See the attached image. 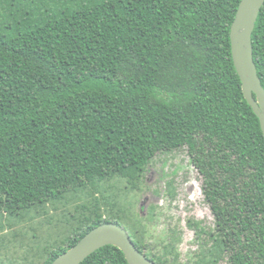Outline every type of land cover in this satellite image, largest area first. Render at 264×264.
Here are the masks:
<instances>
[{"label": "trees", "instance_id": "16d2710c", "mask_svg": "<svg viewBox=\"0 0 264 264\" xmlns=\"http://www.w3.org/2000/svg\"><path fill=\"white\" fill-rule=\"evenodd\" d=\"M242 0H92L0 29V214L116 177L132 188L186 147L215 227L201 264H264V135L234 65ZM264 88V7L253 33ZM95 219L44 264L103 224ZM137 249L147 246L132 232ZM82 264H128L106 246Z\"/></svg>", "mask_w": 264, "mask_h": 264}, {"label": "rangeland", "instance_id": "374dc122", "mask_svg": "<svg viewBox=\"0 0 264 264\" xmlns=\"http://www.w3.org/2000/svg\"><path fill=\"white\" fill-rule=\"evenodd\" d=\"M92 0H0V29L29 28L55 12ZM203 179L186 147L158 153L135 188L116 177L75 187L17 214H0V264H44L49 254L68 246L93 220L120 224L163 264H201V246L191 225L210 232L215 220L202 193ZM217 264H230L228 256Z\"/></svg>", "mask_w": 264, "mask_h": 264}, {"label": "water", "instance_id": "95a60500", "mask_svg": "<svg viewBox=\"0 0 264 264\" xmlns=\"http://www.w3.org/2000/svg\"><path fill=\"white\" fill-rule=\"evenodd\" d=\"M263 7L264 0L241 1L231 28V46L244 97L259 119L264 135V88L258 76L253 49V33ZM106 246L119 249L128 264H155L137 249L128 231L116 223L93 229L52 264H82Z\"/></svg>", "mask_w": 264, "mask_h": 264}]
</instances>
